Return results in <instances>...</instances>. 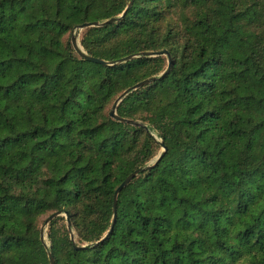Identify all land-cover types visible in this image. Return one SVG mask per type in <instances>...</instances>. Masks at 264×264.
Listing matches in <instances>:
<instances>
[{
	"label": "trees",
	"instance_id": "16d2710c",
	"mask_svg": "<svg viewBox=\"0 0 264 264\" xmlns=\"http://www.w3.org/2000/svg\"><path fill=\"white\" fill-rule=\"evenodd\" d=\"M129 2L0 0V264H264V0Z\"/></svg>",
	"mask_w": 264,
	"mask_h": 264
},
{
	"label": "water",
	"instance_id": "95a60500",
	"mask_svg": "<svg viewBox=\"0 0 264 264\" xmlns=\"http://www.w3.org/2000/svg\"><path fill=\"white\" fill-rule=\"evenodd\" d=\"M133 1L134 0H130L128 6L126 7V9L123 11V13L120 15V16H117V17H113V18H110L106 21H102V22H99V21H94V22H86V23H83L81 25L78 26V30H81L83 28H86V27H92V26H98V25H104V24H107V23H110V22H113L115 20H117L118 18L124 16V14L126 13V11L131 7V5L133 4ZM73 45L75 47V49L81 54V55H84L85 57H87L89 60H92V61H95V62H98V63H102V64H108V65H113L115 63H118V62H123V61H127V60H130V59H133L134 57H136L135 55H130L128 57H125V58H122L120 60H118L117 62H107L105 60H101V59H97V58H94V57H91V56H88L83 48L81 47V45L78 43L77 41V37L74 35L73 36ZM168 55L169 57V54L166 50L164 51H159V52H145L143 53L142 55L143 56H149V57H152V56H158V55ZM171 64H172V61H171V58L169 57V63H168V67L166 69V71L163 73L166 74L168 73V71L170 70L171 68ZM155 79V77L153 78H147V79H144L143 81L135 84L131 89L129 90H126L123 94L120 95V97L114 102V106L110 112V114L116 118H119L120 120L122 121H127V122H130V123H133L135 125H139L140 123L139 122H136V121H133V120H127V119H124V118H121L117 115L116 113V107L117 105L119 104V102L121 101V99H123V97L125 95H127L129 92H131L132 90H135L145 84H148L150 83L151 81H153ZM161 145L163 147V152L161 153V155L158 157V159L156 160V162L154 164H152L151 166H154L163 156L164 152L166 151V146L164 144V142L161 141ZM150 166H148L147 168H149ZM141 169H137L135 170L134 172H132L131 174H129L126 179L119 185V187L116 189L115 191V195H114V202H113V217H112V222H111V226H110V229L109 231L107 232V234L105 235V237L102 239L104 240L105 238L108 237V235L112 232L115 224H116V220H117V200H118V195L119 193L122 191V189L129 184V182L140 172ZM65 214L66 215V218H67V221H68V227L71 228V222H70V219H69V214L66 212V213H62L61 211H56L54 213H52L45 221V225H48L52 219H54L55 217L57 216H60V215H63ZM41 239L44 241V229H42V232H41ZM71 240L73 242V245L75 248H84L86 246H82V247H79L76 245L75 243V236L73 233H71ZM51 264H55L54 262V259L51 257Z\"/></svg>",
	"mask_w": 264,
	"mask_h": 264
},
{
	"label": "rangeland",
	"instance_id": "374dc122",
	"mask_svg": "<svg viewBox=\"0 0 264 264\" xmlns=\"http://www.w3.org/2000/svg\"><path fill=\"white\" fill-rule=\"evenodd\" d=\"M78 43H79V38H78ZM120 97V95L115 99V101L118 99ZM121 101H122V99H121ZM120 101V102H121ZM119 102V103H120ZM113 106H114V104H113ZM64 216H65V214H64ZM39 225L41 226V229H44V232L47 230V228H48V225H45V223L42 221V218L40 219V222H39ZM60 225H66L65 223H64V221L63 222H61L60 223ZM67 226H68V224H67ZM45 236V238H46V235H44Z\"/></svg>",
	"mask_w": 264,
	"mask_h": 264
}]
</instances>
